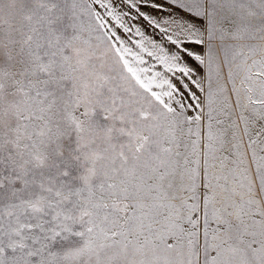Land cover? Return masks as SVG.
Wrapping results in <instances>:
<instances>
[{
  "label": "snow or ice",
  "instance_id": "6c2138e0",
  "mask_svg": "<svg viewBox=\"0 0 264 264\" xmlns=\"http://www.w3.org/2000/svg\"><path fill=\"white\" fill-rule=\"evenodd\" d=\"M0 264H264V0H0Z\"/></svg>",
  "mask_w": 264,
  "mask_h": 264
}]
</instances>
